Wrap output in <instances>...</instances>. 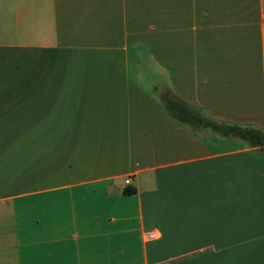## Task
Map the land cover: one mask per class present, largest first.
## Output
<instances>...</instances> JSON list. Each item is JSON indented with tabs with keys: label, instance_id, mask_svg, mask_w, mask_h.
I'll list each match as a JSON object with an SVG mask.
<instances>
[{
	"label": "crops",
	"instance_id": "1",
	"mask_svg": "<svg viewBox=\"0 0 264 264\" xmlns=\"http://www.w3.org/2000/svg\"><path fill=\"white\" fill-rule=\"evenodd\" d=\"M168 99L264 132V0H0V264H264V144Z\"/></svg>",
	"mask_w": 264,
	"mask_h": 264
},
{
	"label": "trees",
	"instance_id": "2",
	"mask_svg": "<svg viewBox=\"0 0 264 264\" xmlns=\"http://www.w3.org/2000/svg\"><path fill=\"white\" fill-rule=\"evenodd\" d=\"M177 104L175 101L168 99L165 101L164 109L180 123H194L195 120L196 122L198 121L197 123H201L218 132L221 136H233L252 146L264 144V132L259 129L211 121L202 117L193 108L186 106V104L180 102V108L177 107ZM131 192H133V189L130 187H125L122 191L124 194Z\"/></svg>",
	"mask_w": 264,
	"mask_h": 264
},
{
	"label": "built area",
	"instance_id": "3",
	"mask_svg": "<svg viewBox=\"0 0 264 264\" xmlns=\"http://www.w3.org/2000/svg\"><path fill=\"white\" fill-rule=\"evenodd\" d=\"M124 183H128V179H125ZM144 237H145L146 240L153 239L154 238V234L152 232L151 233H145Z\"/></svg>",
	"mask_w": 264,
	"mask_h": 264
}]
</instances>
